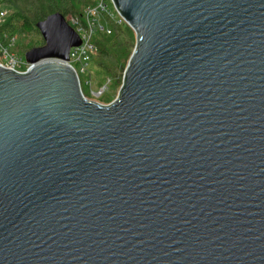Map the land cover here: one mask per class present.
<instances>
[{
  "label": "water",
  "instance_id": "1",
  "mask_svg": "<svg viewBox=\"0 0 264 264\" xmlns=\"http://www.w3.org/2000/svg\"><path fill=\"white\" fill-rule=\"evenodd\" d=\"M112 1V101L49 60L81 42L61 13L0 66V264H264V0Z\"/></svg>",
  "mask_w": 264,
  "mask_h": 264
},
{
  "label": "built area",
  "instance_id": "2",
  "mask_svg": "<svg viewBox=\"0 0 264 264\" xmlns=\"http://www.w3.org/2000/svg\"><path fill=\"white\" fill-rule=\"evenodd\" d=\"M9 15V9L0 8V66L23 73L34 64L28 62L25 55L18 51L21 41L19 34L10 33L3 28ZM66 19L80 36L81 42L79 45L71 47L68 59L53 58L49 60H57L69 65L78 77L83 95L99 103H104L101 97L107 92L108 85L112 83V78L107 77V83L96 90L93 89L92 79H86L85 85L90 88V94L87 95L83 91L81 75H90L88 67L98 55L96 46L98 37L110 35L115 27L123 26L127 23L114 6L112 0H89L84 6L81 15H69Z\"/></svg>",
  "mask_w": 264,
  "mask_h": 264
},
{
  "label": "trees",
  "instance_id": "3",
  "mask_svg": "<svg viewBox=\"0 0 264 264\" xmlns=\"http://www.w3.org/2000/svg\"><path fill=\"white\" fill-rule=\"evenodd\" d=\"M88 2L89 0H0V7L10 10L3 28L10 33H18L20 39L29 33L40 36L36 27L39 21L54 13H61L65 17L81 15ZM134 41V32L127 24L115 27L112 34L101 35L96 41L99 54L97 65L112 80L116 79L117 86L123 79L124 61L131 54ZM43 44L44 40L40 36L38 40L25 45L24 51Z\"/></svg>",
  "mask_w": 264,
  "mask_h": 264
},
{
  "label": "rangeland",
  "instance_id": "4",
  "mask_svg": "<svg viewBox=\"0 0 264 264\" xmlns=\"http://www.w3.org/2000/svg\"><path fill=\"white\" fill-rule=\"evenodd\" d=\"M112 4V3H110ZM41 36V34H40ZM40 36L36 33H29L27 35H25L24 37H22L20 40H21V45L19 46L18 48V51L22 54H24L26 51H24V48H25V45H27L28 43L30 42H33V41H36L40 38ZM42 37V36H41ZM135 37V35H134ZM134 47H135V41H134ZM133 47V49H134ZM132 49V51H133ZM29 50V49H28ZM132 53V52H131ZM99 55V54H98ZM98 55L95 57V59H93L88 67V70L90 72V75L87 74V75H81V80L83 82V91L85 94H90V88L88 86L85 85V81L86 79H92V82H93V89H98L101 85H105L108 81V78L109 76L106 75V73L104 72V70H102L98 65H97V62H98ZM131 55V54H130ZM130 58V56H129ZM129 58H127L124 62V69H123V74L125 72V68H126V65H127V62L129 60ZM123 77V75H122ZM116 79L112 80V83L109 84V88L107 90V92L101 97V100L102 102L104 103H108L110 101H112L113 99H115L118 95V92H119V88L121 86V83L117 86L116 84Z\"/></svg>",
  "mask_w": 264,
  "mask_h": 264
},
{
  "label": "crops",
  "instance_id": "5",
  "mask_svg": "<svg viewBox=\"0 0 264 264\" xmlns=\"http://www.w3.org/2000/svg\"><path fill=\"white\" fill-rule=\"evenodd\" d=\"M0 8H7V7H0ZM8 9V8H7Z\"/></svg>",
  "mask_w": 264,
  "mask_h": 264
}]
</instances>
